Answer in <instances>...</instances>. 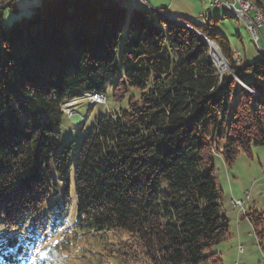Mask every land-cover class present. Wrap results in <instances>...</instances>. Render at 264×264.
<instances>
[{"label":"trees","instance_id":"16d2710c","mask_svg":"<svg viewBox=\"0 0 264 264\" xmlns=\"http://www.w3.org/2000/svg\"><path fill=\"white\" fill-rule=\"evenodd\" d=\"M124 1L41 0L11 26L4 11L17 13L15 2L0 5V264H23L25 228L30 235L50 224L55 234L70 200L73 242L83 234L118 240L115 258L132 264H223L214 248L230 222L215 154L231 166L264 146V57L237 61L211 23L178 18L197 32ZM207 40L245 86L219 71ZM115 77L116 103L131 90L138 96L95 120L71 174L64 106L105 98ZM246 217L264 247V211ZM56 247L45 254L50 264Z\"/></svg>","mask_w":264,"mask_h":264},{"label":"rangeland","instance_id":"374dc122","mask_svg":"<svg viewBox=\"0 0 264 264\" xmlns=\"http://www.w3.org/2000/svg\"><path fill=\"white\" fill-rule=\"evenodd\" d=\"M10 1H15L18 12L16 13L11 8L5 9L3 24L7 26L13 25L22 18H30L33 9L38 7L41 3V0H0V2H5L7 4ZM256 1H259L264 6V0H251L253 4L257 5L255 3ZM169 5L172 9L169 15H164V18L174 20L175 18L173 19L171 14L177 12L181 13L177 15V19H185L197 26L206 27L208 23H211L219 34H222L229 40L234 52H236L234 56L237 61L240 60L241 55L242 59L247 64L255 63L264 57V41L261 40V44H258L256 41L257 38H254V36L250 34L241 19L229 17L226 8L216 9L211 5L210 0L124 1V6L127 7L129 11L133 9H148L154 12L153 9L159 10L161 7ZM259 8L264 17L262 8ZM217 20H219V23H215ZM182 24L189 28L191 27L184 21H182ZM191 29L195 30L193 27H191ZM213 49H217L221 54V51L216 45L213 46ZM221 56L226 65L221 67L216 63V66L221 73L228 72L227 66H229V64L222 54ZM248 77L247 74H241V78L245 81H248ZM116 80V77L111 78V81H109L107 85L105 95L106 104L93 103L90 99L80 98L64 106L67 115L63 117L60 126L61 140L64 144L74 142L75 145V150L70 162L71 174H73L75 169L81 141L84 135L92 128L95 120L101 115H113L121 109H126L129 98L133 95L138 96L137 92L131 90L123 103H116L113 100L112 85V82ZM237 93L238 88H235L231 100V111L238 99ZM74 114H78L83 118L84 121L82 124H74L71 122L70 116ZM220 145L222 148L224 146V141H222ZM215 167L220 189L223 192L224 198H226L222 200L221 204L224 201V207L228 210L227 213L225 210L223 211L225 215L227 214L226 217L230 222V232L228 239L217 245L214 251L221 254L223 264H264V250L258 249V240L251 225L249 227V232H246L240 241H235L233 239L236 235L235 227H237L238 224L237 214L239 215L241 212L239 209H233V211L230 209V202L232 199L235 201L245 200V194L248 192L250 193V200L246 201V205H243L244 209L246 208L248 213L253 211H264V146L253 147L251 155L241 153L231 166L227 165L222 156L216 153ZM71 191L72 194H74V184L72 185ZM69 203H71L69 218L62 226L56 229L55 234L51 233L50 224L49 226L47 225V227L41 226L40 231L38 229L32 230L30 235L27 234V229L25 228L23 235L28 242V249L23 255V264H50L51 261L45 260L44 258L45 254L49 253L54 245H57L55 251L58 252V260H56L54 264H132V262L125 261L124 259L115 258L118 256L117 253H119L120 242H118V240L105 241L101 240V236L83 234L78 235L77 241L73 242V235L70 230H72L75 219V202L70 200ZM241 216H243V214H241ZM246 220L243 219V221ZM46 228L48 233L45 232ZM249 233H251V235ZM98 238H100V240ZM240 245L244 247L243 250L245 249L246 253L244 256L238 258L236 248ZM113 254H115L114 258L112 257Z\"/></svg>","mask_w":264,"mask_h":264},{"label":"built area","instance_id":"2783aa9c","mask_svg":"<svg viewBox=\"0 0 264 264\" xmlns=\"http://www.w3.org/2000/svg\"><path fill=\"white\" fill-rule=\"evenodd\" d=\"M172 1H176V0H172ZM215 5L221 8L224 7L239 11L242 17L244 18V20L248 22V25L251 28V31L254 34L255 38H258V44H261V40L264 41V32H263L262 24L259 23L255 12L246 9L245 5L242 4V0H216ZM160 12L165 14V10H160ZM92 98L105 101L104 97L98 95H94L92 96ZM249 199H250V194L247 192L245 194V200H239V201L233 200V206L239 208L242 211V203H246V201H248ZM238 251L239 253H243V246H239Z\"/></svg>","mask_w":264,"mask_h":264},{"label":"bare ground","instance_id":"6f19581e","mask_svg":"<svg viewBox=\"0 0 264 264\" xmlns=\"http://www.w3.org/2000/svg\"><path fill=\"white\" fill-rule=\"evenodd\" d=\"M203 1V0H201ZM211 1V5L214 6L216 9H220L221 7H218L216 4V0H210ZM242 4L245 5L246 9L252 11V12H255V14L257 15V18H258V21L259 23L262 24V26H264V17H263V14L261 12V9L259 8V6L253 4L251 2V0H242ZM153 9V8H152ZM228 10V14L229 16L233 17V18H237V19H241L244 24L246 25L248 31L250 32V34L252 36H254V34L252 33L251 31V28L249 27L248 25V22L244 20V18L242 17L241 13L237 10H234V9H230V8H226ZM154 12L160 16H163L165 17L164 15H168L166 14L167 12L165 11V14H163L162 12H160V10H155L153 9ZM174 19V18H173ZM173 21L179 23V24H182V21L180 22L179 19L175 18ZM187 25V24H186ZM191 28V27H190ZM255 38V36H254ZM258 39V38H257ZM256 39V41L258 42V40ZM239 52V51H238ZM236 54V52H235ZM212 55H213V58L215 59L216 63H218L221 67H224L226 65L225 61L223 60L221 54L219 53V51L217 49H213L212 51ZM241 55V54H240ZM239 55V56H240ZM241 58V57H240ZM92 102H95V103H102V104H105L106 102L105 101H102V100H99V99H95V98H92V96H89L88 97ZM245 203H242V211L245 212V209H244V206ZM244 251V250H243Z\"/></svg>","mask_w":264,"mask_h":264},{"label":"crops","instance_id":"0c3cea01","mask_svg":"<svg viewBox=\"0 0 264 264\" xmlns=\"http://www.w3.org/2000/svg\"><path fill=\"white\" fill-rule=\"evenodd\" d=\"M25 1V0H24ZM28 1V0H27ZM38 1V0H37ZM10 2H15V1H10ZM9 3V2H8ZM3 4H7V3H5V2H0V5H3ZM172 9V7H170V5L169 6H163V7H161L159 10H165L167 13H168V15L170 14L169 12H170V10ZM176 14V15H175ZM179 14H181V13H177V12H175V13H173V14H171V17H173V18H177V15H179ZM183 14V13H182ZM204 17V16H203ZM263 147V146H262ZM250 194V193H249ZM226 198H224V196H223V200H225ZM234 199H232L231 200V204H230V209H232V211H233V209H239V208H236V207H234L233 206V204H232V201H233ZM250 200V199H249ZM246 205V204H245ZM222 208H223V210H225V212L227 213L228 212V210L224 207V201H223V203H222ZM240 210V209H239ZM224 212V213H225ZM240 212H241V214H243V216H241V214H237V222H238V224H237V227H235V233H236V235H235V237H233V239L235 240V241H240L241 239H242V237H243V235H245L246 234V232L248 233L249 232V227H250V225H251V223H250V221H249V219L246 217V214L248 213V210L245 208V212H243V211H241L240 210ZM227 215V214H226ZM243 219H247L246 221H248V222H246V221H243ZM252 226V225H251ZM250 235H251V233H249ZM240 246H242V245H240ZM258 249L259 250H264V247H262V246H260L259 245V243H258ZM244 248V247H243ZM237 250H236V254L238 255V258L239 257H241V256H244L245 255V249H244V251H243V253H239V251H238V247L236 248ZM221 255V254H220ZM241 264V263H240Z\"/></svg>","mask_w":264,"mask_h":264},{"label":"water","instance_id":"95a60500","mask_svg":"<svg viewBox=\"0 0 264 264\" xmlns=\"http://www.w3.org/2000/svg\"><path fill=\"white\" fill-rule=\"evenodd\" d=\"M207 42H208L209 46L211 47V59L216 64V62L214 61L213 56H212L213 46H215V44L209 40H207ZM227 69L233 74V76L239 81V83H241L242 85L245 86V84L236 76V74L230 69L229 66H227ZM70 120L74 124H82L84 121L83 118L78 114H74V115L70 116Z\"/></svg>","mask_w":264,"mask_h":264}]
</instances>
